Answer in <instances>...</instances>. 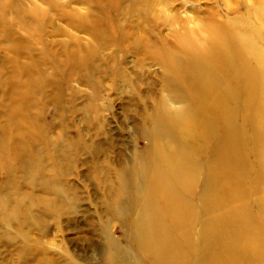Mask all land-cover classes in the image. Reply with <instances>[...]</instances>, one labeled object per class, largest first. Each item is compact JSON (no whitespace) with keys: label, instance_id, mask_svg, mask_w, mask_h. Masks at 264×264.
Listing matches in <instances>:
<instances>
[{"label":"rangeland","instance_id":"1","mask_svg":"<svg viewBox=\"0 0 264 264\" xmlns=\"http://www.w3.org/2000/svg\"><path fill=\"white\" fill-rule=\"evenodd\" d=\"M263 1L0 0V264H150L130 229L138 161L152 119L191 103L183 72L165 60H185L192 39L227 29H252L264 43L255 13ZM194 136L180 134L183 153L203 177L211 145ZM251 148L236 205L264 229ZM174 187L192 205L166 235L187 240L178 264H201L206 241L192 227L202 185Z\"/></svg>","mask_w":264,"mask_h":264},{"label":"bare ground","instance_id":"2","mask_svg":"<svg viewBox=\"0 0 264 264\" xmlns=\"http://www.w3.org/2000/svg\"><path fill=\"white\" fill-rule=\"evenodd\" d=\"M257 8L264 29V1ZM241 30L227 29L222 36L209 32V41L204 37L190 41L185 60L178 56L165 60L172 72H183L178 73L179 78L186 77L191 103L180 113L152 119L151 130L146 131L150 145L138 161L141 198L130 229L136 238L135 248L148 250L150 264H178L183 258L181 250L187 240L177 237L178 246L176 239L166 234L176 222H184L192 202L175 191L174 183L182 192L193 193L198 181L202 187L193 201L200 207L201 218L193 222L191 217L189 222L195 225L192 231L204 233L209 259L201 264H264V229L255 218L244 215L243 205L238 206L249 143L259 166L250 186L255 193L260 186L264 215V43L258 32ZM219 121L225 124L215 136ZM239 124L249 125L250 137ZM179 133L195 134L193 138L200 144L211 145L203 177L188 155L187 163ZM172 143H176L175 149H171ZM194 210L197 214L198 209ZM164 216L172 221H164Z\"/></svg>","mask_w":264,"mask_h":264}]
</instances>
